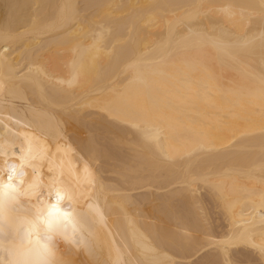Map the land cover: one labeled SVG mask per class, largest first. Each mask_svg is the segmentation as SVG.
<instances>
[{"label": "bare ground", "instance_id": "obj_1", "mask_svg": "<svg viewBox=\"0 0 264 264\" xmlns=\"http://www.w3.org/2000/svg\"><path fill=\"white\" fill-rule=\"evenodd\" d=\"M0 190L62 264H264V0H0Z\"/></svg>", "mask_w": 264, "mask_h": 264}, {"label": "clouds", "instance_id": "obj_2", "mask_svg": "<svg viewBox=\"0 0 264 264\" xmlns=\"http://www.w3.org/2000/svg\"><path fill=\"white\" fill-rule=\"evenodd\" d=\"M8 167L19 165H5V170ZM15 203L11 195L0 199V264H62L56 242L74 244L69 233L77 226L70 214L53 203L58 211L52 216L45 209L28 217L13 210Z\"/></svg>", "mask_w": 264, "mask_h": 264}, {"label": "snow or ice", "instance_id": "obj_3", "mask_svg": "<svg viewBox=\"0 0 264 264\" xmlns=\"http://www.w3.org/2000/svg\"><path fill=\"white\" fill-rule=\"evenodd\" d=\"M9 180H11V177H9ZM4 187H6V188H11V185H6V186H4ZM13 190H14V189H13ZM0 191H2V190H0ZM4 194L6 195V193H4ZM57 197H58V198H62V197L60 196L59 193H57ZM54 211H58V209H56V206H55V205H52V206L49 208L48 215H49V216H52L53 213H54Z\"/></svg>", "mask_w": 264, "mask_h": 264}]
</instances>
